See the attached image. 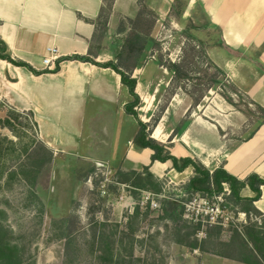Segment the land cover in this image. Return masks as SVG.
I'll use <instances>...</instances> for the list:
<instances>
[{"label": "rangeland", "instance_id": "obj_1", "mask_svg": "<svg viewBox=\"0 0 264 264\" xmlns=\"http://www.w3.org/2000/svg\"><path fill=\"white\" fill-rule=\"evenodd\" d=\"M134 7L135 16L120 14L114 30L109 32L107 24L97 34L91 58L109 49L115 60L128 36H146L133 72L140 82L136 110L153 124L178 93L164 118L173 135L164 143L171 152L178 153L175 145L183 133L208 145L216 136L230 147L264 123L256 92L254 97L248 93L264 79V0H136ZM139 13L135 23L127 20ZM121 22L124 33H118ZM172 62L184 64L188 74L177 78L169 68ZM209 64L222 70L214 83ZM118 95L107 101L89 98L78 124L84 140L63 155L53 152L51 162L33 115L11 114V106L0 101V223L7 240L29 264H246L236 259L242 252L247 256L236 231L249 245H260L249 231L259 230L264 238V216L253 212L247 217L226 201L229 221L220 227L196 229L184 216L164 217L162 207L168 205L163 200L185 199L188 193L184 183L168 176L154 179L143 161L124 157L138 126L121 105L129 100L128 92ZM193 96H203L198 105ZM9 115L11 128L4 126ZM68 120L73 126L80 121ZM86 155L105 163L89 164ZM34 176L32 189L25 178ZM152 199L158 206L150 204ZM67 238L72 240L68 258Z\"/></svg>", "mask_w": 264, "mask_h": 264}, {"label": "crops", "instance_id": "obj_2", "mask_svg": "<svg viewBox=\"0 0 264 264\" xmlns=\"http://www.w3.org/2000/svg\"><path fill=\"white\" fill-rule=\"evenodd\" d=\"M135 1L114 0L108 22L109 32L114 30L115 18L120 14L135 16ZM103 4L104 0H0V39L5 42L8 53L14 59L23 60L37 70L52 69L59 57L89 55L95 33L94 21ZM52 48L55 49L53 60L46 65L43 59L51 55L49 50ZM107 50L98 53L95 59L100 62L111 60L113 55ZM139 83L137 79V93ZM122 91H127L130 96L129 100L121 103L125 114L130 115L125 111V104L131 101V95L122 84L120 75L111 68L80 60H65L60 63L57 72L34 74L26 67L16 66L0 58V101L18 111L31 112L37 123L39 138L56 155H63L84 140V128L78 124H82L89 98L107 101L119 96ZM255 92L258 103L264 108V79L260 78L256 89L248 93L254 97ZM177 94L152 131V137L163 143L173 137L165 128L168 122H164V118L172 109ZM153 97L152 93L149 94V101ZM71 117L80 121L73 126L72 121L68 120ZM216 123L223 129L217 119ZM75 131L79 134H74ZM137 131L127 141L124 157L131 158L135 163L143 161L144 166H148L157 178L168 176L174 183H186L194 175L191 166L178 172L173 169L171 161L152 162L153 150L137 147L134 143ZM64 136H67V140ZM174 141L173 138L171 142ZM175 146L178 153L172 151L174 155L197 159L210 171L223 166L240 179L251 173L264 178V123L251 136L230 147L216 136L208 145L186 133L182 134ZM85 157L84 161L89 164L105 163L99 159L93 160L89 155ZM241 195L253 197L255 193L246 186ZM254 204L264 215V185L261 186V197Z\"/></svg>", "mask_w": 264, "mask_h": 264}, {"label": "trees", "instance_id": "obj_3", "mask_svg": "<svg viewBox=\"0 0 264 264\" xmlns=\"http://www.w3.org/2000/svg\"><path fill=\"white\" fill-rule=\"evenodd\" d=\"M114 0H104V4L101 7L100 14L98 18L94 21L95 24V33L93 35V39L97 36V34L101 31L103 33L107 29V24L110 17V12L113 7ZM140 17V13L137 15L135 19L128 18L127 20L131 23H135L137 18ZM151 28V26H150ZM126 30V26L124 22H121L118 28V33H124ZM150 35V33H149ZM146 43V36H142L138 34V32H134L130 36L125 39V43L122 44L121 49L115 54V60H108L104 62H100L91 58L92 51L90 50L89 55H80V54H72L68 56L59 57L55 65L52 69L47 70H37L29 63L20 60L14 59L7 50V45L3 40L0 39V58L9 61L10 63L16 66H22L29 69L34 74H41L44 72H57L60 69V63L65 60H80L83 62H90L94 65L111 68L115 72H117L121 77L122 84L127 87L129 94L131 95V101L125 104L126 113L132 115L138 125V131L134 137V143L137 147L141 148H150L153 150V154L151 156L152 162L160 161L166 162L171 161L172 167L178 172L184 171L187 167L191 166L194 170V175L184 183L185 192H187L188 196L185 199H174L167 197L163 200V204L168 205L162 207V210L165 212L164 217H183L184 214V203L192 198L195 194H203L209 197H213L214 195H223L225 202L224 205H228L227 202L233 201L235 203V209L237 212H244L247 217H250V214L255 212L257 214L263 215L261 211H259L254 202L261 197V186L264 185V178H261L257 173H251L246 176L244 179H240L237 176L228 172L223 166H220L213 171H210L201 161L194 159L192 157L186 156H176L174 155L163 142L158 141L154 137H152V130L157 125L160 115L154 119L153 124L145 122L138 117V113L136 107L140 104V96L136 91L137 79L133 76L134 69L137 66V59L140 57ZM209 67H213L215 69V73L212 75V81L218 78V74L222 73V70L213 65L209 64ZM169 68L175 72L176 77H184L188 74L184 64L172 62L169 65ZM212 86V85H210ZM195 105H198L203 98V96L196 97L193 96ZM11 114L16 111L15 108L11 107ZM165 110V106L162 107L161 112ZM31 113V112H30ZM8 118L4 119L6 123L4 126L12 127V123ZM0 124L3 126V119L0 118ZM34 124L37 126V123L34 121ZM43 143V142H42ZM50 150V159L52 161V153ZM31 156V153L29 154ZM145 169H149L148 166H144ZM119 172L122 173V170ZM135 172V170H133ZM136 173V172H135ZM149 176L159 180L150 170ZM25 180L28 182L29 186L33 189L35 187L36 178L35 176L32 178L26 177ZM248 186L254 193L253 197H243L241 195V191L243 188ZM227 188V190H226ZM159 191V189H158ZM157 191V192H158ZM227 201V202H226ZM245 203L248 205V208L240 209L236 205ZM178 209V210H177ZM177 212H171V211ZM264 216V215H263ZM196 229L200 228V223H191ZM222 225H212V227H220ZM7 229L6 227L0 223V264H29V262L22 255L21 249L17 245H12V243L6 238ZM249 235H253V241L257 243H261L260 245H249V239L244 235L236 231V237H238L241 241V246L245 249L247 256L241 253L242 256L236 258L237 260L244 262L246 264H264V238L260 236V231L256 230L253 232L249 231ZM68 237V236H65ZM72 240L67 238L66 240V256L67 258L71 252ZM248 250V251H247ZM219 255L226 256L224 254L215 252ZM244 255V256H243ZM227 257V256H226Z\"/></svg>", "mask_w": 264, "mask_h": 264}, {"label": "built area", "instance_id": "obj_4", "mask_svg": "<svg viewBox=\"0 0 264 264\" xmlns=\"http://www.w3.org/2000/svg\"><path fill=\"white\" fill-rule=\"evenodd\" d=\"M51 55L46 56L43 62L49 65L54 57L55 49L49 50ZM227 190V188H226ZM152 206H158L155 200H150ZM184 218L191 223H200L201 226L224 225L229 221V210L224 205L222 195L209 197L203 194H195L184 203Z\"/></svg>", "mask_w": 264, "mask_h": 264}]
</instances>
